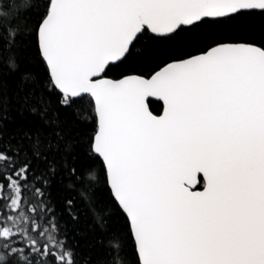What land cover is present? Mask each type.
I'll return each instance as SVG.
<instances>
[{
	"label": "water",
	"instance_id": "1",
	"mask_svg": "<svg viewBox=\"0 0 264 264\" xmlns=\"http://www.w3.org/2000/svg\"><path fill=\"white\" fill-rule=\"evenodd\" d=\"M250 9L264 0H51L37 28L54 86L93 101L92 150L140 264H264V49L222 42L147 76L104 75L143 30Z\"/></svg>",
	"mask_w": 264,
	"mask_h": 264
},
{
	"label": "trees",
	"instance_id": "2",
	"mask_svg": "<svg viewBox=\"0 0 264 264\" xmlns=\"http://www.w3.org/2000/svg\"><path fill=\"white\" fill-rule=\"evenodd\" d=\"M50 4L0 0V264H140L92 150L93 101L60 92L40 54L37 28ZM222 42L264 49V9L203 18L166 36L143 30L104 75L147 76Z\"/></svg>",
	"mask_w": 264,
	"mask_h": 264
}]
</instances>
